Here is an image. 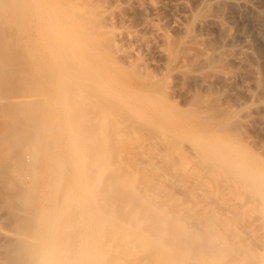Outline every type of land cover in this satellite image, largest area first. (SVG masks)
<instances>
[{
  "label": "bare ground",
  "instance_id": "obj_1",
  "mask_svg": "<svg viewBox=\"0 0 264 264\" xmlns=\"http://www.w3.org/2000/svg\"><path fill=\"white\" fill-rule=\"evenodd\" d=\"M81 1L0 0V58L28 89L0 103L1 259L264 264V179L231 137L197 128L199 114L177 115L125 72L124 37L106 39L108 20ZM44 78L55 93L34 85Z\"/></svg>",
  "mask_w": 264,
  "mask_h": 264
},
{
  "label": "rangeland",
  "instance_id": "obj_2",
  "mask_svg": "<svg viewBox=\"0 0 264 264\" xmlns=\"http://www.w3.org/2000/svg\"><path fill=\"white\" fill-rule=\"evenodd\" d=\"M179 1H184L186 6L179 5ZM201 1L152 0L153 6L149 7L143 5L144 0L81 2L85 7L95 8L94 12L101 10L95 17L96 20L99 18V24H108L103 28L107 30L106 39L118 34L120 38L124 37L119 42L120 49L130 54L128 60L120 63L125 72L135 73L177 115L192 120L199 114L196 118H199L200 126L197 128L231 137L233 146H230L236 154L249 164L252 162L256 175L264 179V0H242L247 5L235 0H219L222 5L217 1L206 6ZM105 13L108 19H104L107 17ZM209 14L220 18L226 28H222L217 20L208 19ZM139 37L143 41L138 39L137 42ZM10 44V53L8 51L5 56L11 54L14 60L18 49ZM2 57L7 60L10 56ZM12 67L0 72V103L9 94L18 96L28 91L27 88L26 91L18 90L20 68L17 64L16 68ZM3 81L7 85L6 82L2 84ZM35 81L36 87L49 84L48 91L55 93L49 80ZM20 123L14 125L19 126ZM6 125L11 126L9 123ZM207 136L205 139L210 138ZM1 261L13 264L8 260Z\"/></svg>",
  "mask_w": 264,
  "mask_h": 264
}]
</instances>
